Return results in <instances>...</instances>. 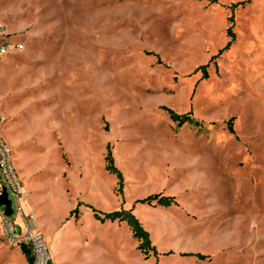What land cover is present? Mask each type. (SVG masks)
<instances>
[{
  "label": "rangeland",
  "instance_id": "374dc122",
  "mask_svg": "<svg viewBox=\"0 0 264 264\" xmlns=\"http://www.w3.org/2000/svg\"><path fill=\"white\" fill-rule=\"evenodd\" d=\"M243 1L0 0L24 45L0 60V133L50 264H264V0ZM154 194L176 204H136ZM121 209L156 255L96 217ZM20 250L0 226V264Z\"/></svg>",
  "mask_w": 264,
  "mask_h": 264
},
{
  "label": "built area",
  "instance_id": "2783aa9c",
  "mask_svg": "<svg viewBox=\"0 0 264 264\" xmlns=\"http://www.w3.org/2000/svg\"><path fill=\"white\" fill-rule=\"evenodd\" d=\"M24 50L22 42L15 41L0 25V60ZM2 115L0 111V126ZM7 195L12 214H6V207L0 209V226L3 237L12 246H26L31 253L32 264H50V255L44 235L41 233L36 214L28 209L30 193L23 184L15 165L10 146L0 133V196ZM10 196L15 199L16 210Z\"/></svg>",
  "mask_w": 264,
  "mask_h": 264
},
{
  "label": "trees",
  "instance_id": "16d2710c",
  "mask_svg": "<svg viewBox=\"0 0 264 264\" xmlns=\"http://www.w3.org/2000/svg\"><path fill=\"white\" fill-rule=\"evenodd\" d=\"M208 1L210 3L216 2V0H208ZM250 1L251 0H245L243 2L234 4L231 6V9L235 10L239 6H244L247 3H249ZM230 21L233 22V17H230ZM228 35H229V37H231V41H229L228 44L225 46V48H223L219 52V54L215 57H218L219 55H221L225 50H227L230 47L232 40L234 39V33L232 32V28H229ZM215 57H213V58H215ZM206 69H207V66H202V67L198 68V70L203 71V73L205 72V77H206ZM164 109L167 111L169 118L174 123H176L178 126H183L185 124L199 125L198 121L192 117V112H189L186 114H178L171 109H168V108H164ZM229 130H230V132L233 133V128H232L231 124L229 125ZM106 162H107V165H106L107 171L114 174L118 178V186H119L118 191L122 192L123 181H124L123 175L119 171V169L115 166L114 159H113L112 153L110 151L107 154ZM136 204H143V205H149V206L153 205V206H161V207H170V206L176 204V201H175V197L163 196L162 194H154V195H150L144 199L137 200ZM80 205H81V203H79L78 207ZM85 207L86 208H92L89 205H85ZM75 211H77V210H75ZM75 211H73V212H75ZM93 211H95V210L93 209ZM96 217L99 218V220H101L102 222H104L105 220L125 222L129 226V228L131 229L134 239H136L139 242L138 250H140L144 255H146L147 258L151 252L153 253V255L157 254L155 247L152 245V241H151V237H150L149 232L145 230V228L142 226L139 219L133 214L132 210L121 209L120 211L103 214V218L99 214H96ZM20 249H21V252L24 255V257L26 258L27 263L32 264V257H31L30 250L24 245H20ZM183 255L184 256H196L202 260L207 258V256H204L201 254L190 253V254H183Z\"/></svg>",
  "mask_w": 264,
  "mask_h": 264
},
{
  "label": "water",
  "instance_id": "95a60500",
  "mask_svg": "<svg viewBox=\"0 0 264 264\" xmlns=\"http://www.w3.org/2000/svg\"><path fill=\"white\" fill-rule=\"evenodd\" d=\"M0 206L6 207V214L11 215L12 209H11V202L7 199V195L4 194L3 196H0Z\"/></svg>",
  "mask_w": 264,
  "mask_h": 264
},
{
  "label": "crops",
  "instance_id": "0c3cea01",
  "mask_svg": "<svg viewBox=\"0 0 264 264\" xmlns=\"http://www.w3.org/2000/svg\"><path fill=\"white\" fill-rule=\"evenodd\" d=\"M20 252H21V250H20ZM21 257H22V259H23L24 264H28L26 258H25L24 255L22 254V252H21Z\"/></svg>",
  "mask_w": 264,
  "mask_h": 264
}]
</instances>
